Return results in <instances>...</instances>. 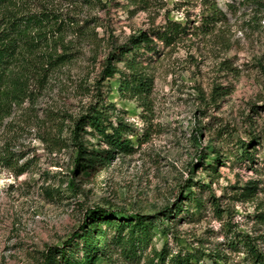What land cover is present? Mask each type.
Wrapping results in <instances>:
<instances>
[{"label": "rangeland", "instance_id": "1", "mask_svg": "<svg viewBox=\"0 0 264 264\" xmlns=\"http://www.w3.org/2000/svg\"><path fill=\"white\" fill-rule=\"evenodd\" d=\"M43 1L68 21L84 24L97 18L101 25H91L93 39L74 26L66 32L71 51L78 52L76 60L55 72L43 88L36 87L34 101L16 109L10 129L0 130V264H42L48 250L66 245L88 220V211L97 207L157 216L148 255L164 247L168 258L208 253L220 247L229 228L262 237L264 248V222L255 218L264 211V147H257L251 164L234 156L235 147L216 141L222 122L234 129L235 140L264 132V4L231 7L230 0H220L228 21L211 34L189 36L154 61L152 110L146 114L136 101L120 98L118 78L101 83L112 44L124 43L140 29L161 26L168 16L183 23L200 20L202 0H153L159 5L139 12L129 11L126 0H104L107 8L95 9L78 0ZM100 98L115 103L137 132H150V138L136 142V152L121 155L109 167L77 173L74 149L52 150L50 134L60 135L67 115L80 114ZM4 151L13 156L11 163L2 160ZM213 164L217 172L210 169ZM194 182L191 191L208 201L201 216L177 211L187 208L184 196ZM251 182L259 187L256 197L233 198ZM209 183L210 190L202 189ZM210 196L227 211L224 219L214 213ZM164 227L167 233H162ZM79 244L75 239L68 249L82 256ZM115 258L117 264H147L145 259L129 263ZM232 258L234 264H248L244 253ZM201 264L211 260L205 257Z\"/></svg>", "mask_w": 264, "mask_h": 264}, {"label": "trees", "instance_id": "2", "mask_svg": "<svg viewBox=\"0 0 264 264\" xmlns=\"http://www.w3.org/2000/svg\"><path fill=\"white\" fill-rule=\"evenodd\" d=\"M80 1L88 9L108 6L104 0H78ZM126 1L131 12L149 10L159 5L153 0ZM230 1L233 2L231 7L239 2L264 4V0ZM202 2L204 8L200 20L192 22L188 19L183 23L168 16L166 23L161 26L140 29L124 43H113L105 61L101 83L109 78H118L120 98L136 101L146 114L150 113L155 87V76L151 70L154 61L189 36L211 34L219 23L228 21L220 0ZM92 24L101 25L97 18L87 19L84 24L68 21L59 9L49 6L43 0H0V130L4 129L6 132L10 129L14 124L16 109H24L27 101H34L36 87L43 88L55 72L76 60L78 52L71 51L72 47L66 41V32L74 26L84 38L93 39L92 31L95 29L92 30ZM11 117L13 119L9 120ZM66 119L60 122V135L51 133L49 141L53 146L52 150L57 147L74 149L77 173H94L109 167L121 155L136 152V142L141 145L150 138V132L146 131L141 136L135 124L121 115L117 105L105 102L103 98L91 102L76 116L67 115ZM67 121L69 124H66ZM90 139L106 144L107 148L92 147ZM235 139L234 129L220 123L216 141L221 145L227 144L230 149L235 147L232 153L237 159L255 163L256 154H259L257 147H264V132H250L247 139ZM12 159L13 156L4 151L2 160L11 163ZM210 169L218 171L216 164ZM25 171L26 168H23L21 173ZM210 183L203 184L202 189L210 190ZM251 183L254 185L234 194L233 198L238 199L236 195L244 197V200L256 197L259 187L254 182ZM69 185L71 190H75V179H71ZM193 186L195 182L189 185L190 191L184 196L187 208L181 206L177 211L187 210L193 215L201 216L208 201L197 191H191ZM209 201L214 213L224 219L227 211L221 208L218 199L210 196ZM88 215L89 218L80 231L66 245L48 250L42 264H117L116 256L129 263H140L145 259L147 264H167L168 260L170 264H201L205 257H209L211 264H234L233 253H244L248 264H264V248L260 242L262 237L248 232L229 228L227 238L214 251L177 253L168 258L167 247L161 251L153 250V254H146L159 225L156 222L157 216L102 207L89 210ZM255 218L264 222V211H258ZM109 230H113L115 234L110 236ZM167 232V227H164L162 233ZM75 239L80 241L82 256L73 254L68 249Z\"/></svg>", "mask_w": 264, "mask_h": 264}]
</instances>
